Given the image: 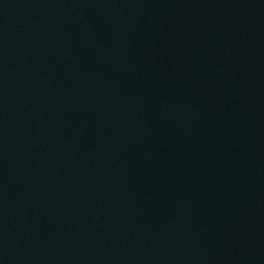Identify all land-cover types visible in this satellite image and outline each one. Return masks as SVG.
Wrapping results in <instances>:
<instances>
[{"label": "water", "instance_id": "95a60500", "mask_svg": "<svg viewBox=\"0 0 264 264\" xmlns=\"http://www.w3.org/2000/svg\"><path fill=\"white\" fill-rule=\"evenodd\" d=\"M221 0H0V264H173Z\"/></svg>", "mask_w": 264, "mask_h": 264}]
</instances>
